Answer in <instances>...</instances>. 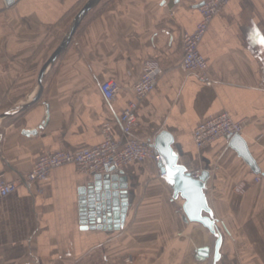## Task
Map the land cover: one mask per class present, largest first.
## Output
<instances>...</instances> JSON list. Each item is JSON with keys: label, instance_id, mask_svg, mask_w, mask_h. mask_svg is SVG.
I'll return each mask as SVG.
<instances>
[{"label": "crops", "instance_id": "obj_1", "mask_svg": "<svg viewBox=\"0 0 264 264\" xmlns=\"http://www.w3.org/2000/svg\"><path fill=\"white\" fill-rule=\"evenodd\" d=\"M207 1L103 0L46 74L41 99L0 121V175L15 181L47 153L96 147L106 123L122 142L155 145L168 132L179 165L209 174L205 194L223 237L220 259L217 237L189 221L185 200L160 176L161 162L149 160L122 169L130 209L117 231L83 229L79 191L91 176L75 165L0 198V264H264V178L231 140L198 150L193 139L200 124L226 112L244 123L241 136L264 173V0H232L213 19L200 45L211 86L181 68L183 35L196 30ZM87 2L0 0V116L34 98L43 66ZM149 61L163 74L125 137L120 118ZM107 80L121 89L112 102L100 90Z\"/></svg>", "mask_w": 264, "mask_h": 264}, {"label": "built area", "instance_id": "obj_2", "mask_svg": "<svg viewBox=\"0 0 264 264\" xmlns=\"http://www.w3.org/2000/svg\"><path fill=\"white\" fill-rule=\"evenodd\" d=\"M232 0H209L199 7L201 22L193 33L183 35L184 58L181 68L186 72L196 73L199 79L206 85L211 86L212 81L208 76V63L200 52V45L209 29L213 19ZM163 74L161 66L154 61L145 64L142 77L133 86L134 100L129 102L122 112L120 122L123 136L131 134L138 126L137 110L139 105L153 92L157 82ZM100 90L109 102H112L121 93L120 86L113 80H107L100 85ZM243 122L234 121L231 116L224 112L202 124L193 135L198 150H203L219 140H231L235 136L242 135ZM103 141L96 147L83 149L77 153L57 152L47 153L40 157L33 169L18 180L8 181L0 175V198H5L21 187L32 190L42 186L49 179L50 173L66 165H75L81 174L93 176L105 174L108 169H114V173L122 171L131 163H145L153 160L161 162V155L155 149L152 142H140L129 140L127 142L116 141L112 136V125L106 123L102 129ZM202 170L192 172L195 179L200 178ZM160 176L165 174L160 170ZM261 180V177H258ZM42 193V189H39ZM237 192H244V186H240ZM127 263L132 264V260Z\"/></svg>", "mask_w": 264, "mask_h": 264}, {"label": "water", "instance_id": "obj_3", "mask_svg": "<svg viewBox=\"0 0 264 264\" xmlns=\"http://www.w3.org/2000/svg\"><path fill=\"white\" fill-rule=\"evenodd\" d=\"M8 6L15 3V0H5ZM103 0H88L84 7L74 18L63 40L53 52L49 60L43 66L38 79V88L34 98L14 111L0 116V121L12 117L36 102H38L44 91L43 82L48 71L55 62L66 52L71 45L77 31L87 15L95 9ZM35 134V132H29ZM173 137L168 132L160 134L155 141V149L161 155V171L165 174V180L174 190V198L181 197L185 200L183 210L189 219L207 228L215 237L216 262L220 259V249L223 241L222 235L217 230L216 221L209 207L205 194L206 181L209 177L203 172L200 178L195 179L192 173L179 165V157L172 147ZM231 147L250 166L256 175L264 178L257 163L250 154L247 143L241 135L231 139ZM129 180L123 171L114 173V169H108L105 174L91 176L86 186L79 191L80 194V221L84 230H120L124 228L130 209ZM207 215H204V214Z\"/></svg>", "mask_w": 264, "mask_h": 264}, {"label": "snow or ice", "instance_id": "obj_4", "mask_svg": "<svg viewBox=\"0 0 264 264\" xmlns=\"http://www.w3.org/2000/svg\"><path fill=\"white\" fill-rule=\"evenodd\" d=\"M261 43H264V38H261V41H260Z\"/></svg>", "mask_w": 264, "mask_h": 264}]
</instances>
